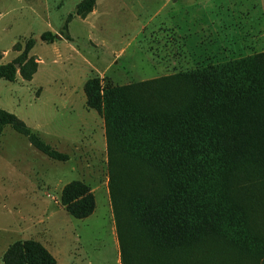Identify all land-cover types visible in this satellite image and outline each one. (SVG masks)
<instances>
[{"label": "trees", "instance_id": "1", "mask_svg": "<svg viewBox=\"0 0 264 264\" xmlns=\"http://www.w3.org/2000/svg\"><path fill=\"white\" fill-rule=\"evenodd\" d=\"M97 0H82L85 18ZM60 36L46 31L40 39ZM28 40L0 64V80L31 81ZM18 50H21L20 48ZM87 105L103 114L108 189L121 264H264V51L125 85L89 79ZM7 125L57 161L69 155L0 108ZM62 205L78 219L96 209L92 188L68 183ZM5 264H58L41 242L13 243Z\"/></svg>", "mask_w": 264, "mask_h": 264}, {"label": "rangeland", "instance_id": "2", "mask_svg": "<svg viewBox=\"0 0 264 264\" xmlns=\"http://www.w3.org/2000/svg\"><path fill=\"white\" fill-rule=\"evenodd\" d=\"M81 1L0 0V64L15 60L31 38L35 46L29 56L44 60L32 82L0 80V108L70 157L57 161L12 126L5 127L0 137V264L13 243L30 239L62 263L121 264L108 189L105 122L102 113L87 105L89 79L99 78L103 86L125 85L264 49V30L254 22L245 25V32L249 38L258 36V46L252 51L235 46L243 23L229 21L233 37L226 48L209 31L199 40L202 45L188 53L177 30L174 0L170 5L163 0H97L94 15L74 14L69 21ZM46 31L60 37L44 42L40 36ZM157 57L165 61L162 67L154 63ZM75 180L95 195L96 209L89 218H75L62 205L63 188Z\"/></svg>", "mask_w": 264, "mask_h": 264}, {"label": "crops", "instance_id": "3", "mask_svg": "<svg viewBox=\"0 0 264 264\" xmlns=\"http://www.w3.org/2000/svg\"><path fill=\"white\" fill-rule=\"evenodd\" d=\"M163 1L164 5H170V3L173 2V0ZM174 1L175 22L178 23L177 30L186 43L185 46L188 49V53L192 51V48L196 44L202 45V41L199 40L202 39L201 37L206 36L209 31H214L217 37L220 39V43L222 45H226V48L229 43L225 44V42H229V40L231 41L233 37V35L230 34L228 30L229 21H240L243 23L241 27L236 30L237 43H234L235 46H237L238 48L241 47L246 51H252L253 46H258L259 43H256L258 41V36L252 35L251 38H249V35H247L245 32V28L249 25V22H254L253 25L258 28L257 30H264V23H258L264 22V0H203L199 3H197L198 0ZM97 5L99 4L97 3ZM187 6L191 7L186 8ZM195 6L199 7L198 11L194 8ZM97 9L98 6L95 7L93 12L86 18L94 15ZM143 27L145 28L146 24ZM221 28H224L225 32H221ZM195 38H197L198 40H195V42H191V40ZM247 38H249L250 41ZM262 46L264 47V43L262 44ZM263 51L264 49L261 50V52ZM171 58L173 59L172 62L175 61V54H172ZM37 61L39 63V72L40 66L44 64V60L41 58V60L37 59ZM154 63H156L158 67H162L165 61L163 60V58L157 57V59L154 60ZM37 73L29 82H32L35 79ZM19 79H21V81H25L21 77L20 73H18L16 80ZM53 255L57 258L58 264H66L65 261L63 263L60 261V256L55 254ZM67 264H71V261L68 260Z\"/></svg>", "mask_w": 264, "mask_h": 264}]
</instances>
